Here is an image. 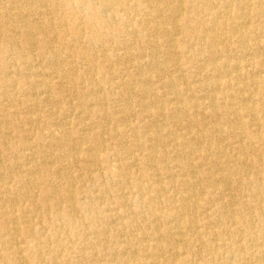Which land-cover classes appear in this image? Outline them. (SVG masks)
Listing matches in <instances>:
<instances>
[{
	"label": "bare ground",
	"instance_id": "6f19581e",
	"mask_svg": "<svg viewBox=\"0 0 264 264\" xmlns=\"http://www.w3.org/2000/svg\"><path fill=\"white\" fill-rule=\"evenodd\" d=\"M0 264H264V0H0Z\"/></svg>",
	"mask_w": 264,
	"mask_h": 264
}]
</instances>
